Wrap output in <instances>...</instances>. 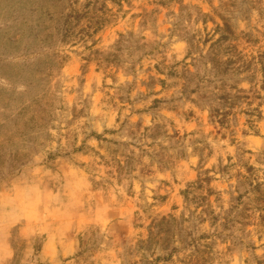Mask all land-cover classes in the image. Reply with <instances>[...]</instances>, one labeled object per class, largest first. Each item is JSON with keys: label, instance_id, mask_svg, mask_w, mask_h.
<instances>
[{"label": "rangeland", "instance_id": "rangeland-1", "mask_svg": "<svg viewBox=\"0 0 264 264\" xmlns=\"http://www.w3.org/2000/svg\"><path fill=\"white\" fill-rule=\"evenodd\" d=\"M264 0H0V264H264Z\"/></svg>", "mask_w": 264, "mask_h": 264}, {"label": "trees", "instance_id": "trees-1", "mask_svg": "<svg viewBox=\"0 0 264 264\" xmlns=\"http://www.w3.org/2000/svg\"><path fill=\"white\" fill-rule=\"evenodd\" d=\"M261 72H262V77H263L262 87L264 89V61L261 62Z\"/></svg>", "mask_w": 264, "mask_h": 264}]
</instances>
